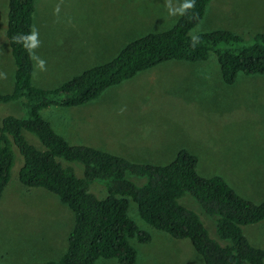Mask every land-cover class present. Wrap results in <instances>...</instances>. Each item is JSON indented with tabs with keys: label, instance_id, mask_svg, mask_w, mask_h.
I'll use <instances>...</instances> for the list:
<instances>
[{
	"label": "rangeland",
	"instance_id": "1",
	"mask_svg": "<svg viewBox=\"0 0 264 264\" xmlns=\"http://www.w3.org/2000/svg\"><path fill=\"white\" fill-rule=\"evenodd\" d=\"M184 2L37 0L34 30L39 46L33 52L45 64L44 70H40L33 59V83L41 89H54L87 70L108 64L131 42L173 28L182 15H170L169 8H179ZM7 12L8 0H0V94L3 95L12 93L16 72L5 35ZM221 29L231 30L246 40L264 34V0H213L191 34ZM73 59L81 60L83 65H73ZM38 75L40 81L36 79ZM154 83L148 87V82L142 88L146 89L142 95L152 101V106L144 108L148 116L141 117L148 119L145 126L153 131L149 138L172 139L178 151L187 149L198 157L200 176H221L240 196L256 204L264 202V75L241 73L234 85H227L215 54H211L205 64L171 61L163 65L161 76ZM152 88L155 91H150ZM109 102L111 109H121L127 104L118 98ZM25 115L20 102L0 103L1 118ZM47 116L44 113L50 120ZM25 136L42 149L35 136L29 133ZM22 164L23 158L17 151L14 180L9 187L18 181L16 176ZM63 164L71 166L78 177L84 176L81 163L63 161ZM129 179L139 186L147 182L145 178L129 176ZM21 187V190L12 188L0 203V264H45L47 260L59 259L64 248L52 251L46 243L38 242L45 235L48 238L49 233L58 241L65 217L60 212L71 215L73 225L74 214L56 195ZM90 189L100 199L108 195L99 183L92 184ZM27 192L29 196L23 195ZM48 198L57 204L49 207ZM179 203L197 213L211 238L224 244L215 218L204 213L191 195L184 196ZM129 215L152 238L149 244L131 241L139 254L136 264H204L189 240H176L147 224L132 201ZM73 225L65 224L62 247H66L65 234ZM243 229L253 246L264 249V222ZM97 264L119 263L100 259Z\"/></svg>",
	"mask_w": 264,
	"mask_h": 264
},
{
	"label": "trees",
	"instance_id": "2",
	"mask_svg": "<svg viewBox=\"0 0 264 264\" xmlns=\"http://www.w3.org/2000/svg\"><path fill=\"white\" fill-rule=\"evenodd\" d=\"M212 1L194 0L193 7L170 30L131 42L113 61L57 88L41 89L33 83V58L14 39L34 30L37 0H8L5 35L16 72L12 93L0 94V103L20 102L26 115L0 117V203L14 180L18 151L23 164L16 179L25 188L56 195L74 214L67 249L59 259L45 264H97L100 259L136 264L139 254L131 241L149 244L152 238L130 217L131 201L147 224L176 240H189L204 264H264V249L253 246L243 229L264 222V202L256 204L240 196L221 176H200L195 154L182 149L167 165L135 163L69 143L42 115L52 107L85 106L111 88L171 61L204 64L215 54L227 85H234L241 73L264 75V34H256L251 40L227 29L191 34ZM25 133L35 136L42 149L31 144ZM63 161L81 163L84 176L78 177ZM129 176L147 182L139 186ZM94 183L107 189L106 198L91 192ZM186 195L215 218L224 244L211 238L197 213L179 203Z\"/></svg>",
	"mask_w": 264,
	"mask_h": 264
},
{
	"label": "crops",
	"instance_id": "3",
	"mask_svg": "<svg viewBox=\"0 0 264 264\" xmlns=\"http://www.w3.org/2000/svg\"><path fill=\"white\" fill-rule=\"evenodd\" d=\"M169 63L171 62L165 64ZM72 64L83 65V62L73 59ZM163 65L161 66L163 67ZM161 66L138 74L134 79L124 82L118 87H114V91H110L113 89L111 88L98 100L85 106L75 108L52 107L43 110L42 115L44 116V113H48L47 117L50 120L44 118L58 131L55 130L58 134L62 135L73 145L93 147L125 157L135 163L167 165L171 163L180 152V150L178 151L175 147L176 142L169 138L166 140L160 136H158V139L155 141L150 139L149 136L153 131L150 130L149 126H145L148 119L143 120L141 118L148 116L144 113L145 109L146 107L152 106V101H147L146 94H144L145 97L142 95V92L146 90H142V88H144L148 82V87L155 85L154 80H158L161 76ZM36 79L40 81L39 75ZM155 89L156 88H152L150 91H155ZM115 98L127 102V104L121 109H111L112 104L109 101ZM131 102L133 104H131ZM11 186H8L9 190L4 193L5 197L14 187L19 190L23 189L21 187L23 185L19 181H16ZM36 191L47 194L44 193L46 191L41 189H37ZM25 194L29 196L28 192L23 195ZM5 197H3V199H5ZM48 201L49 207L51 206L50 204H57V202L51 198H48ZM41 210H43V208ZM60 214L65 217L64 221L62 219L61 229L63 232L58 238V241L53 240V235L49 233L47 234L49 235L48 238L45 235V239L42 238L38 243H46L49 248L51 247L52 251H59L64 248L60 254L61 256L67 249L68 237L72 231L71 226L73 225V220H71V215H67L66 213L65 215L63 212H60ZM69 223L71 224L69 233L66 232L65 234L67 240L66 247H62L65 224L69 225Z\"/></svg>",
	"mask_w": 264,
	"mask_h": 264
},
{
	"label": "clouds",
	"instance_id": "4",
	"mask_svg": "<svg viewBox=\"0 0 264 264\" xmlns=\"http://www.w3.org/2000/svg\"><path fill=\"white\" fill-rule=\"evenodd\" d=\"M194 0H185V2L176 9L169 8V14L170 15H183L186 10L191 9L193 7ZM38 33L35 30H32L30 34L28 35H18L14 37L15 40L18 42H21L23 44V47L28 50L30 56L37 61V67L40 70H44V64L45 62L43 60H40L35 53L33 52L34 49H36L39 46V41L37 39ZM195 40L196 37H193Z\"/></svg>",
	"mask_w": 264,
	"mask_h": 264
}]
</instances>
